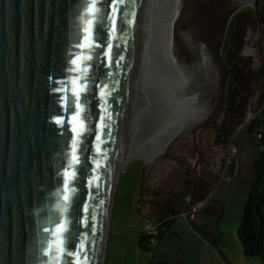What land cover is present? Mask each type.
<instances>
[{"label": "water", "instance_id": "1", "mask_svg": "<svg viewBox=\"0 0 264 264\" xmlns=\"http://www.w3.org/2000/svg\"><path fill=\"white\" fill-rule=\"evenodd\" d=\"M90 2L0 0V264L101 263L134 43L146 21L155 18L160 29L156 45L163 75L141 86L135 118L145 136L133 149L147 167L143 186L178 192L177 176L186 177L184 190L171 198L186 203L169 215L207 201L226 157L228 145L216 143V129L229 116L223 105L229 71L221 49L242 8L253 16L240 58L254 70L262 63L258 0H96L103 27L94 29L100 46L89 48ZM76 58L84 62L82 72ZM60 87L66 91L52 90ZM80 120L87 130L77 139ZM77 143L79 165L72 159ZM70 163L77 178L74 192L66 193ZM141 188L137 209L160 219L149 216L154 207ZM58 224L68 229L72 255L57 252ZM49 246L53 251L46 255ZM77 252L87 260L77 261Z\"/></svg>", "mask_w": 264, "mask_h": 264}, {"label": "rangeland", "instance_id": "2", "mask_svg": "<svg viewBox=\"0 0 264 264\" xmlns=\"http://www.w3.org/2000/svg\"><path fill=\"white\" fill-rule=\"evenodd\" d=\"M261 4L262 0H258L260 18ZM252 16L249 8H242L233 16L221 49L226 70L229 71L223 98L229 116L223 122V129H216V143L228 147L213 191L207 199L210 200L211 213L215 212L212 209L215 204L219 206V224L223 231L220 244L232 260H237L235 250H240L236 233L248 198L256 158L255 148L245 130L258 114L260 102L264 98L263 35L259 48L262 59L260 67L254 70L240 58L245 30ZM262 27L264 29L263 24ZM118 169L109 210L103 264H150L152 254L138 249L144 221L137 207L142 185L140 178L142 180L141 175L147 171L146 164L140 156H134ZM179 224L184 225V222L178 220L167 229V249H172L175 244L180 245V237L175 230ZM185 224L188 231H181V236L187 244H192L190 234H195V231L187 221ZM151 264H157V261Z\"/></svg>", "mask_w": 264, "mask_h": 264}, {"label": "crops", "instance_id": "3", "mask_svg": "<svg viewBox=\"0 0 264 264\" xmlns=\"http://www.w3.org/2000/svg\"><path fill=\"white\" fill-rule=\"evenodd\" d=\"M142 176L143 174L141 177ZM142 180L140 178L141 182ZM209 202L210 200H207L202 206L188 210V212H192L194 210L196 211L192 217L187 216L185 219L180 218L182 214V212H180L153 220L160 224L171 221L172 223L170 226L178 220L184 222V225L179 224V226L175 228L176 234L180 237V245L175 244L172 249L166 248V245L169 242L166 229L160 241L153 242L152 246L155 248V251L151 253L152 257L150 259L153 263L157 261V264H261V262L257 259L245 258L242 255L241 248H239V251L235 250L237 260H232L227 255L225 249H223L220 244L223 237V231L221 230V225L219 224V206L215 204V206L212 207L215 212L211 213L209 211L211 209ZM139 210L143 216V221L149 219L145 216L141 206H139ZM185 221H187L195 231V234H190L191 239H193L192 244H187L186 239H183L181 236V231H188V228L186 230L185 227V225H187L185 224ZM209 235L214 238L212 245L208 240Z\"/></svg>", "mask_w": 264, "mask_h": 264}, {"label": "bare ground", "instance_id": "4", "mask_svg": "<svg viewBox=\"0 0 264 264\" xmlns=\"http://www.w3.org/2000/svg\"><path fill=\"white\" fill-rule=\"evenodd\" d=\"M159 35L160 29L158 23L155 18H151L140 28L135 39L127 105L121 129L119 147L115 159V174L112 182L100 264H103L105 252L109 210L115 186L114 179L116 181L119 167L127 164L132 157L139 156L134 151L133 147L141 146L142 140L145 136L144 127L135 118V115L140 112L139 97L141 86L144 82L152 83L153 80L163 75L162 65L157 57L156 44Z\"/></svg>", "mask_w": 264, "mask_h": 264}, {"label": "trees", "instance_id": "5", "mask_svg": "<svg viewBox=\"0 0 264 264\" xmlns=\"http://www.w3.org/2000/svg\"><path fill=\"white\" fill-rule=\"evenodd\" d=\"M261 18L264 25V0L261 4ZM264 33L261 49L264 52ZM256 151L253 163L248 198L244 205L243 215L237 229L236 238L242 255L248 259H257L264 264V98L260 102L258 114L246 126L245 130ZM172 222L160 224L155 241H160L162 235ZM212 245L214 238L208 236ZM150 238L142 234L138 241V249L153 253L155 248Z\"/></svg>", "mask_w": 264, "mask_h": 264}, {"label": "snow or ice", "instance_id": "6", "mask_svg": "<svg viewBox=\"0 0 264 264\" xmlns=\"http://www.w3.org/2000/svg\"><path fill=\"white\" fill-rule=\"evenodd\" d=\"M117 2V0H113V3ZM88 11H89V14H90V21L89 23L92 25L93 27V32H92V35H93V39L90 41L88 47L91 48L93 46H96V47H99L100 45L97 44L96 42V39H95V27L97 25H99L101 28L103 27V17H97L96 13L99 11V9L97 8L96 6V0H91L89 6H88ZM86 31H88V29H86ZM77 47H83V45H77ZM76 59H80V58H76ZM76 59L73 60V63L76 62ZM88 59H91V56L88 57ZM84 62L82 59H80V66H79V71H83L84 70ZM77 87L79 88L80 87V80H76L75 81ZM54 92H63V91H66L65 88L63 87H60V88H53L52 89ZM77 103L75 105V108L76 110H79L80 109V104H79V91H75L73 93ZM60 101L63 103L64 105V108L65 110L67 111L68 110V102L66 100V97H63L61 96L60 97ZM53 119L55 120V123L58 124V125H63L65 123V120L63 117H53ZM80 124H81V130L80 132L78 133L77 135V139H79L80 136L83 135V133L87 130L86 127L84 126V121L83 120H80ZM73 131L75 132L76 129L73 128ZM96 139L97 140H101V135H98L96 136ZM98 147V151H103V149L99 148ZM82 151L81 147H80V144L77 143L74 145V155H73V161H74V164L75 165H79L81 163L80 161V152ZM74 164L70 163L64 170V185H65V192H69V191H72L74 192V187H73V181L77 178V169L74 167ZM71 172L72 173V178L71 180H69L68 178V173ZM65 200L66 201H69L71 199V196L69 195H65ZM87 226V225H86ZM57 229H58V233L57 232H54L53 233V242H56L57 243V252L59 255L63 256L64 254H68V255H72L73 253L70 252L66 246V242L68 240H70V235H66L68 233V229L66 227V225H57L56 226ZM45 231H49V229H45ZM57 236L59 237L58 241H57ZM51 244V242H50ZM52 248L51 246H49L48 250L46 251V255L48 254H51L52 253ZM81 251H83V247L81 248ZM76 257H77V261H79L80 259H84V260H87V257H81L79 252L75 253Z\"/></svg>", "mask_w": 264, "mask_h": 264}, {"label": "flooded vegetation", "instance_id": "7", "mask_svg": "<svg viewBox=\"0 0 264 264\" xmlns=\"http://www.w3.org/2000/svg\"><path fill=\"white\" fill-rule=\"evenodd\" d=\"M198 59V58H197ZM147 173L143 175V180L146 178ZM183 175H178L177 179H182L180 185H178V192H172V190L166 191L165 189L161 188L160 186H154V187H145L143 186V180H142V188H141V196L149 197L148 202L151 206L154 207L151 215V217H157L161 218L164 215L172 214L175 210H178L180 207H182L186 202H183L182 200L177 199H171L174 195V193H181L185 186L186 181ZM180 190V191H179ZM172 192V193H171Z\"/></svg>", "mask_w": 264, "mask_h": 264}, {"label": "built area", "instance_id": "8", "mask_svg": "<svg viewBox=\"0 0 264 264\" xmlns=\"http://www.w3.org/2000/svg\"><path fill=\"white\" fill-rule=\"evenodd\" d=\"M196 211L192 212H182L181 216L183 217H192ZM160 224L156 221H153L151 219H146L144 221V232L143 234L148 236L150 238L151 242L155 241V236L158 234Z\"/></svg>", "mask_w": 264, "mask_h": 264}]
</instances>
